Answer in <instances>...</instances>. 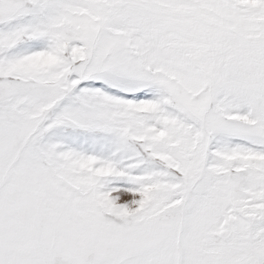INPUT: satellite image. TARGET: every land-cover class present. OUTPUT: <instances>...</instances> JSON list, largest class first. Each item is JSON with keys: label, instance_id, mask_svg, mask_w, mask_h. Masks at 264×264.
Segmentation results:
<instances>
[{"label": "snow or ice", "instance_id": "6c2138e0", "mask_svg": "<svg viewBox=\"0 0 264 264\" xmlns=\"http://www.w3.org/2000/svg\"><path fill=\"white\" fill-rule=\"evenodd\" d=\"M0 264H264V0H0Z\"/></svg>", "mask_w": 264, "mask_h": 264}]
</instances>
